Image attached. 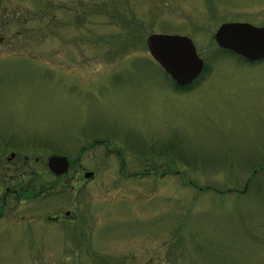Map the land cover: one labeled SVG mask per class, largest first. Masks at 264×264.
I'll use <instances>...</instances> for the list:
<instances>
[{"label":"rangeland","instance_id":"obj_1","mask_svg":"<svg viewBox=\"0 0 264 264\" xmlns=\"http://www.w3.org/2000/svg\"><path fill=\"white\" fill-rule=\"evenodd\" d=\"M230 22L264 27V0H0V198L29 168L39 196L0 219V264H264V60L217 45ZM153 33L208 71L178 90Z\"/></svg>","mask_w":264,"mask_h":264},{"label":"water","instance_id":"obj_2","mask_svg":"<svg viewBox=\"0 0 264 264\" xmlns=\"http://www.w3.org/2000/svg\"><path fill=\"white\" fill-rule=\"evenodd\" d=\"M214 39L222 50L230 51L246 61L264 60V27L245 22L224 23L218 28ZM147 46L152 58L180 87L191 86L204 72L205 61L188 36L153 33L147 38ZM11 157H15V154ZM70 165L66 156L53 155L48 160L49 169L58 177L67 174ZM84 174L86 179H92L95 175L94 172Z\"/></svg>","mask_w":264,"mask_h":264},{"label":"flooded vegetation","instance_id":"obj_3","mask_svg":"<svg viewBox=\"0 0 264 264\" xmlns=\"http://www.w3.org/2000/svg\"><path fill=\"white\" fill-rule=\"evenodd\" d=\"M28 160L30 161L29 157L26 158L25 160L26 165L28 163ZM11 161L12 159H9V162ZM29 171H30V168L25 170L24 174L11 175V178H9L8 181L4 184L7 187H5L6 188L5 194L2 196V198H0V219H3V217L5 216V212L12 208V204H11L12 199L13 200L15 199L19 201L20 203L25 204V202L28 199L32 198L33 195L31 194V192L33 191V194H34L33 183L22 181L26 173H28ZM63 178L64 176H61L59 179H63ZM0 180H1V170H0ZM38 197H34V198L37 199ZM34 198H32V200H34ZM43 218L45 217L43 216ZM47 220L54 222V223H61L64 221L76 222V218L72 214V211H66L65 215H62V214L54 215V217H49L47 218Z\"/></svg>","mask_w":264,"mask_h":264},{"label":"trees","instance_id":"obj_4","mask_svg":"<svg viewBox=\"0 0 264 264\" xmlns=\"http://www.w3.org/2000/svg\"><path fill=\"white\" fill-rule=\"evenodd\" d=\"M225 52V51H224ZM208 71V66H206L205 67V70H204V72H207ZM175 84V87L179 90V89H182V90H186V89H188V88H185V87H180V86H178L176 83H174ZM103 141L101 140H99V139H95L94 140V142H93V144L92 145H96V144H98V143H102ZM56 147L57 146H55V148L53 147V149H55L56 151H58L59 149H61V148H59V147H57V148H59V149H56ZM172 150V153H173V149H170V150H168L167 149V151H171ZM58 153H62V151H58ZM176 155V158L179 160V161H181L182 163H184V164H186V165H188V163H189V161L188 160H186V159H182L180 156H179V153L178 152H176L175 153Z\"/></svg>","mask_w":264,"mask_h":264}]
</instances>
